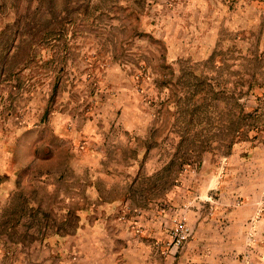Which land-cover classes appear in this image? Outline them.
<instances>
[{"label":"rangeland","instance_id":"obj_1","mask_svg":"<svg viewBox=\"0 0 264 264\" xmlns=\"http://www.w3.org/2000/svg\"><path fill=\"white\" fill-rule=\"evenodd\" d=\"M112 215L264 264V0H0V264Z\"/></svg>","mask_w":264,"mask_h":264},{"label":"crops","instance_id":"obj_2","mask_svg":"<svg viewBox=\"0 0 264 264\" xmlns=\"http://www.w3.org/2000/svg\"><path fill=\"white\" fill-rule=\"evenodd\" d=\"M108 177L120 179L119 173ZM127 204L112 200L98 206L112 213L127 209ZM139 219L112 215L92 223L87 220L85 224L84 220L77 236L69 238L70 256L60 264H176L181 257L176 259L174 250H170L167 229Z\"/></svg>","mask_w":264,"mask_h":264},{"label":"built area","instance_id":"obj_3","mask_svg":"<svg viewBox=\"0 0 264 264\" xmlns=\"http://www.w3.org/2000/svg\"><path fill=\"white\" fill-rule=\"evenodd\" d=\"M187 228L184 226V224L180 223L178 226L173 230V235L176 244H181L187 237Z\"/></svg>","mask_w":264,"mask_h":264}]
</instances>
